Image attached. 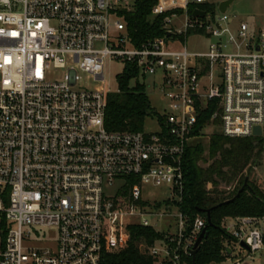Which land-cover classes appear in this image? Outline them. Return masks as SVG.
I'll return each mask as SVG.
<instances>
[{
  "label": "built area",
  "instance_id": "obj_1",
  "mask_svg": "<svg viewBox=\"0 0 264 264\" xmlns=\"http://www.w3.org/2000/svg\"><path fill=\"white\" fill-rule=\"evenodd\" d=\"M208 3L157 0L152 17L163 16V35L135 43L124 16L135 0H0V264H103L124 248L129 226L169 227L170 213L144 202L141 185L168 187L178 209L177 231L141 249L173 264L192 256L207 220L191 225L177 204L199 121L209 113L203 133L227 138L255 137L264 125V25L232 29L233 18L216 20ZM191 5L206 16L194 18ZM189 36L212 41L192 52ZM113 61L125 66L120 76L135 73L132 82L158 90L166 110L155 114L157 132L106 128L107 96L119 91L105 87ZM51 68L63 78H50ZM81 74L97 85L78 88ZM224 228L249 254L264 250V217Z\"/></svg>",
  "mask_w": 264,
  "mask_h": 264
},
{
  "label": "trees",
  "instance_id": "obj_2",
  "mask_svg": "<svg viewBox=\"0 0 264 264\" xmlns=\"http://www.w3.org/2000/svg\"><path fill=\"white\" fill-rule=\"evenodd\" d=\"M156 3L157 0H135L132 11L124 13L128 31L135 43L163 35V16L152 17ZM195 7L191 5L189 11L192 12ZM135 76V73L127 72L121 75L119 91L107 96L105 126L110 131H143L147 118L153 115L146 88L138 82L132 84ZM208 122L209 113L201 118L196 128L195 136L199 139L205 136L203 130ZM263 150V137L227 138L215 131L208 144V160L212 162L204 167L201 163L208 160L204 158L203 145L197 142L188 146L184 162L185 190L182 201L177 205L191 225L197 217L207 220L205 211L211 210L213 224L199 247L195 264L225 262L229 256L225 243L233 239L223 227L226 219L264 217V193L249 181L247 175L259 162ZM222 184L231 187L232 191L222 190ZM243 187L245 189L237 197ZM127 191L126 187L121 194ZM128 234L124 248L119 252L106 253L103 264H156L158 259L143 251L141 245L151 247L162 235L153 228L138 225L129 226ZM183 264H193L192 256L184 257Z\"/></svg>",
  "mask_w": 264,
  "mask_h": 264
},
{
  "label": "rangeland",
  "instance_id": "obj_3",
  "mask_svg": "<svg viewBox=\"0 0 264 264\" xmlns=\"http://www.w3.org/2000/svg\"><path fill=\"white\" fill-rule=\"evenodd\" d=\"M226 0H209L208 7L209 12L212 13L214 18L218 20L223 14L220 11V4ZM226 14L233 18L234 22L231 24L232 29H237L241 22L248 23L252 32H256L263 27L264 25V0H235L233 4L228 8ZM119 26L122 30L125 29L124 22H120ZM255 33V35H256ZM257 36V35H256ZM212 39L208 37H194L189 36L187 38V46L188 49L192 52H204L208 49L209 43ZM125 66L121 62L113 61L108 62L105 69V78L106 84L105 87L111 90H117L119 87V76L123 72ZM64 75L63 70H57L54 68L50 69V78L52 79H62ZM81 81L79 82L78 88L81 89H93L97 83L93 81V79L87 74H81ZM154 81V77L147 78V84ZM142 83L141 79H137L133 81L132 84ZM146 94L149 98V102L151 104L153 115L149 117L144 124L145 132H157L159 129V124L155 114L163 113L166 110V103L161 99L159 92L154 88H147ZM263 129V145H264V125ZM214 128H207L205 130V136L200 139H195L191 143L200 142L204 148V158L209 159L208 156V144L210 136L215 132ZM211 160H208L206 163H201V166L207 167L211 164ZM249 177V181L253 182L263 193H264V150L262 156L257 164H255L250 171L247 173ZM120 182H116L113 186L105 188V194L107 196H114L119 187ZM142 187V200L152 207H154L160 213L167 211L169 214L168 222L169 227H166L165 222H162L157 228V232L162 235L160 240H166V236H170L177 231V223L178 217L177 212L178 209L176 205L172 204V202H167V198L169 197V190L166 186L154 187L151 185H141ZM222 190L232 191L231 187H227L222 184L220 187ZM227 220L224 221L223 227L226 226ZM48 238L51 240L52 245H54L56 241L55 233L47 232ZM159 247H164V245L157 244ZM226 247L233 250V255L226 257L225 262L221 264H234L235 260L238 258H244L245 264H264V250L249 254L245 250V248H240L235 242L229 241L225 243ZM227 256V254H224ZM250 255V257H247ZM172 259L171 256L166 259L163 256L158 257V261L156 264H161L165 261L166 264H173L170 262ZM183 264V262L181 263Z\"/></svg>",
  "mask_w": 264,
  "mask_h": 264
},
{
  "label": "water",
  "instance_id": "obj_4",
  "mask_svg": "<svg viewBox=\"0 0 264 264\" xmlns=\"http://www.w3.org/2000/svg\"><path fill=\"white\" fill-rule=\"evenodd\" d=\"M234 1H235V0H226V1L222 2V3L220 4V11H221L222 13H226L227 10H228V8L233 4ZM192 16H193L194 18H198V17H200V18H204V17L206 16V13H205L204 11H201V10H198V9H197V10H194V11H193ZM253 134H254L255 137H262V136H263V129H262V127H256V128L254 129ZM247 181H248V179H246V184H245V186L247 185ZM244 189H245V187H243V188L241 189V191L238 193L237 197L241 194V192H242ZM225 203H228V202H225ZM205 213L207 214V224H206V226L203 228L202 232L200 233V235H199V237H198V239H197V241H196V243H195V245H194V247H193V250H192V252H191L192 260H193V264H195L196 254H197V252H198V250H199V247H200L201 243H202L203 240L208 236V229H209V227H212V226H213V224H212V222H211V210H207V211H205ZM241 246H242L243 248L247 249V250L249 249L248 246H247L244 242H241ZM227 254H228L229 256L232 255V250H231L230 248H227Z\"/></svg>",
  "mask_w": 264,
  "mask_h": 264
},
{
  "label": "crops",
  "instance_id": "obj_5",
  "mask_svg": "<svg viewBox=\"0 0 264 264\" xmlns=\"http://www.w3.org/2000/svg\"><path fill=\"white\" fill-rule=\"evenodd\" d=\"M227 221H231V218H229V219H226Z\"/></svg>",
  "mask_w": 264,
  "mask_h": 264
}]
</instances>
